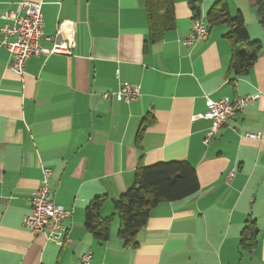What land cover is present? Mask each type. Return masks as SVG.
<instances>
[{
  "label": "crops",
  "instance_id": "obj_1",
  "mask_svg": "<svg viewBox=\"0 0 264 264\" xmlns=\"http://www.w3.org/2000/svg\"><path fill=\"white\" fill-rule=\"evenodd\" d=\"M22 1L0 0V30ZM28 1L41 3L45 49L69 38L75 47L71 56L29 59L18 76L0 46V264H77L88 252L92 264H264V31L252 1L226 0L230 17L240 14L250 40L262 44L243 76L228 69L229 27H209L217 0H202L199 16L209 33L191 47L183 44L193 21L189 0H176L175 27L157 43L150 42L144 0ZM61 22L69 26L59 32ZM126 84L140 86L136 100L103 98ZM256 94L203 143L207 98ZM177 161L194 168L198 192L158 204L137 247H126L112 201L133 184L138 166ZM46 169L52 201L72 211L63 221L66 246L23 226ZM103 196L99 215L112 221L108 240L99 242L86 231L84 214ZM248 217L258 228L251 252L239 246Z\"/></svg>",
  "mask_w": 264,
  "mask_h": 264
},
{
  "label": "trees",
  "instance_id": "obj_2",
  "mask_svg": "<svg viewBox=\"0 0 264 264\" xmlns=\"http://www.w3.org/2000/svg\"><path fill=\"white\" fill-rule=\"evenodd\" d=\"M256 10L259 25L264 31V0H251ZM176 0H144L149 22L150 42L157 43L163 33L175 27L174 4ZM202 0H189L192 19L200 15ZM209 27L221 23L229 27L224 35L230 41L231 58L229 71L234 76H243L253 67L262 44L250 40L240 14L230 17L226 0L214 2L208 13ZM143 120L137 134V141L146 128ZM199 183L194 168L187 161L164 162L151 166H138L133 184L116 200L112 201L114 214L119 221L118 237L126 247H137V235L145 227L150 212L158 204L177 202L194 196ZM106 198L95 197L85 208V229L99 242L109 238L112 215L100 217L99 211ZM258 228L255 219L248 217L241 230L239 246L251 252L256 246Z\"/></svg>",
  "mask_w": 264,
  "mask_h": 264
},
{
  "label": "built area",
  "instance_id": "obj_3",
  "mask_svg": "<svg viewBox=\"0 0 264 264\" xmlns=\"http://www.w3.org/2000/svg\"><path fill=\"white\" fill-rule=\"evenodd\" d=\"M7 23L1 28L2 39L0 46L10 56L8 70L15 75H22L26 62L42 54L71 56L75 47L74 41L69 38L65 43L53 42L51 48L45 49L41 42L49 40L44 34V20L41 3L22 1L18 4L17 11L9 12L4 16ZM68 22H61L58 31L68 27ZM209 30L202 16L195 17L189 36L184 40L186 46H194L206 40ZM140 86L121 85L115 93L103 94L104 99H115L126 104L136 100L140 96ZM259 94L245 96L235 101L223 98L212 101L207 98L205 102L206 112L202 118L210 122V127L205 134L203 143L207 145L215 138L218 130L231 118L242 112L248 104L254 103ZM257 139V136H248ZM49 170L42 171L40 187L31 195V213L24 217V228L33 235H42L48 242H61L68 245L70 240L66 235L63 221L72 215V211L56 205L51 199L48 185ZM229 174L228 178H232ZM91 253L80 256L77 264H92Z\"/></svg>",
  "mask_w": 264,
  "mask_h": 264
}]
</instances>
